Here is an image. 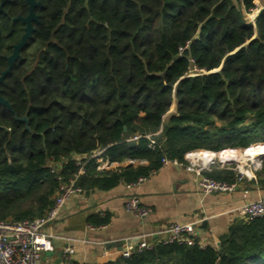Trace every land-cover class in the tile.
<instances>
[{
  "label": "trees",
  "instance_id": "16d2710c",
  "mask_svg": "<svg viewBox=\"0 0 264 264\" xmlns=\"http://www.w3.org/2000/svg\"><path fill=\"white\" fill-rule=\"evenodd\" d=\"M36 1L32 36L0 84L11 106L0 103V220L46 215L80 159L76 185L110 190L148 177L164 157L264 142V6L250 18L260 0ZM28 13L27 0L0 13V74L25 31L14 18ZM100 150L148 163L101 170ZM205 174L237 180L228 166ZM249 181L264 188V160ZM98 264H264V216L237 219L216 244L157 241Z\"/></svg>",
  "mask_w": 264,
  "mask_h": 264
},
{
  "label": "crops",
  "instance_id": "0c3cea01",
  "mask_svg": "<svg viewBox=\"0 0 264 264\" xmlns=\"http://www.w3.org/2000/svg\"><path fill=\"white\" fill-rule=\"evenodd\" d=\"M262 3L264 0L258 5ZM147 163L130 158L121 162L109 159V166L101 170ZM131 195H137L151 213L140 218L127 211L125 202ZM261 197L264 188L252 185L249 180L232 193L205 194L195 173L184 164H162L135 186L120 183L110 190L72 194L57 218L46 227L53 250L45 253L42 263L67 264L69 260L79 264L102 263L127 246L135 247L142 238L153 244L167 238V226L171 223H193L201 245L216 244L219 236L239 219L235 209L243 202ZM105 213L110 215L108 224L96 226L90 222L91 218L96 219L95 215ZM67 248L74 253L67 254Z\"/></svg>",
  "mask_w": 264,
  "mask_h": 264
},
{
  "label": "built area",
  "instance_id": "2783aa9c",
  "mask_svg": "<svg viewBox=\"0 0 264 264\" xmlns=\"http://www.w3.org/2000/svg\"><path fill=\"white\" fill-rule=\"evenodd\" d=\"M255 10L253 8L251 11V19L257 15L260 9ZM141 137V135H135L130 140H139ZM146 137L149 140L148 146L154 149L158 141L153 135H146ZM251 150L261 151L257 162L252 157H245L242 161L240 159L237 161L230 157L237 152L245 154ZM225 152L230 154V156L223 160L222 156ZM261 156L264 157V142H258L247 149L226 148L217 153L204 150H190L185 154V161L164 157L162 163L173 162L175 164H184L189 171L195 173L197 183L205 194L232 193L238 189L245 178L249 180L256 178V172L263 166L264 158ZM93 158L98 163V169L109 166V158L103 155V150L97 151L93 155ZM233 162H241L242 165L246 164L248 167L246 169L240 168L237 171L231 166ZM77 165L79 166L77 173L68 182L61 184L55 203L46 215L19 221L0 220V264H43L45 253L53 250V244L46 229L47 225L57 218L59 211L72 194L82 191L81 187L76 185V180L85 171V162L80 159ZM216 165L228 166L234 169L236 173L238 172L237 180L230 183L214 179L205 174L206 170H211ZM145 179L146 177H140L137 181L128 185L135 186ZM125 208L140 218L146 217L151 213L150 207L143 205L137 195H131L127 198ZM235 213L241 219H254L264 216V197L243 202L235 209ZM167 230L169 231L168 237L160 240L163 243L178 242L191 244L196 239L195 225L193 223H171L167 226ZM152 245L153 243L142 238L135 247L127 246L122 250V253L127 257L134 249L141 251L152 247ZM66 252L67 254H72L74 250L67 248Z\"/></svg>",
  "mask_w": 264,
  "mask_h": 264
},
{
  "label": "water",
  "instance_id": "95a60500",
  "mask_svg": "<svg viewBox=\"0 0 264 264\" xmlns=\"http://www.w3.org/2000/svg\"><path fill=\"white\" fill-rule=\"evenodd\" d=\"M7 0H2L1 5H0V13L4 12V5ZM29 4V13L26 16H17L14 18L15 19H20L22 20L26 26H25V31L16 44L13 46V51L12 53L7 57L8 60V66L5 70H3L0 74V84L4 81L5 77L11 72L12 67L16 60L20 57L21 55V49L26 45L28 42L29 38L32 36V33L34 31V26H33V21L38 20V15L35 12V7L40 4V2L36 0H27ZM192 73H189L188 76H191ZM0 103L7 106L9 109H11L10 103L7 99L3 97L1 94V89H0ZM21 120L25 121L27 123L26 127L29 129L28 125V119L27 116H24L21 118ZM126 129V127H125ZM264 158L263 156H261Z\"/></svg>",
  "mask_w": 264,
  "mask_h": 264
},
{
  "label": "bare ground",
  "instance_id": "6f19581e",
  "mask_svg": "<svg viewBox=\"0 0 264 264\" xmlns=\"http://www.w3.org/2000/svg\"><path fill=\"white\" fill-rule=\"evenodd\" d=\"M260 152L261 151H259V150H251V151H249V152H247L245 154H241L240 152H237V153L233 154V156L232 155L230 156V154L225 152L222 157H223V160H225L227 157L230 156L232 159L237 160V161L239 159H244L245 157H252L253 160L255 162H257L258 158L260 157Z\"/></svg>",
  "mask_w": 264,
  "mask_h": 264
},
{
  "label": "rangeland",
  "instance_id": "374dc122",
  "mask_svg": "<svg viewBox=\"0 0 264 264\" xmlns=\"http://www.w3.org/2000/svg\"><path fill=\"white\" fill-rule=\"evenodd\" d=\"M261 5V4H260ZM260 5H257L255 8H254V10L255 9H261V7H263L264 6V3H262V5L260 6ZM256 11V10H255ZM259 11V10H258ZM259 13V12H258ZM257 13V14H258ZM251 16H252V13L250 14ZM32 57H33V52L30 50L29 52H28V58L30 59L29 60V63H30V65H33V62H32ZM241 161H242V159H240ZM217 163H219V162H217ZM249 163V162H248ZM231 166H233L237 171L241 168H244V169H246L248 166L246 165V164H244V165H242V163L241 162H233V163H231ZM258 172V171H257ZM256 172V173H257ZM238 173V172H237Z\"/></svg>",
  "mask_w": 264,
  "mask_h": 264
}]
</instances>
